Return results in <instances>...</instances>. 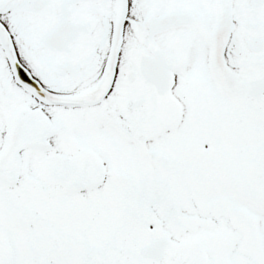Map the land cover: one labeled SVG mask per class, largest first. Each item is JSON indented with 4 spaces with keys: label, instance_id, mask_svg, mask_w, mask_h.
I'll list each match as a JSON object with an SVG mask.
<instances>
[{
    "label": "snow or ice",
    "instance_id": "obj_1",
    "mask_svg": "<svg viewBox=\"0 0 264 264\" xmlns=\"http://www.w3.org/2000/svg\"><path fill=\"white\" fill-rule=\"evenodd\" d=\"M0 264H264V0H0Z\"/></svg>",
    "mask_w": 264,
    "mask_h": 264
}]
</instances>
